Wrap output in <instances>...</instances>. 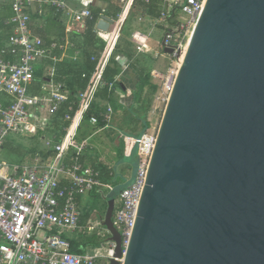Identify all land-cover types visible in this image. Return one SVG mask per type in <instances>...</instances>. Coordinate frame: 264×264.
Segmentation results:
<instances>
[{"label":"built area","instance_id":"2783aa9c","mask_svg":"<svg viewBox=\"0 0 264 264\" xmlns=\"http://www.w3.org/2000/svg\"><path fill=\"white\" fill-rule=\"evenodd\" d=\"M7 1L13 14L3 20L6 40L0 46V152L12 142L15 147L23 145L28 157L16 163L0 159V264H96L98 258L113 257L116 243L107 241L106 254L91 247L84 252L73 251L71 236L84 229L81 216L85 200L97 198L107 202L121 187L116 193L113 221L122 233L125 248L135 225L157 141L158 129L149 128L138 137L126 127H119L124 109L116 110L110 100L97 102L105 88L110 97L118 96L119 101L132 93L122 90L119 84L122 73L106 79L105 71L119 44L120 25L135 0H118L122 11L112 20L110 32L96 28L106 45L92 57L97 62L95 70L76 100H71L70 86L57 79V63H77L81 59L83 48L78 43V33L84 30L86 20L92 18L90 8H76L69 0ZM155 1L160 18L154 25L162 26L164 36L154 56L168 54L165 47H172L174 53L169 55L177 59L168 72L169 81L165 85L169 86L178 74L187 48L184 40L195 27L206 0ZM46 7L61 14L66 27L62 39L47 41L34 32L33 15ZM133 40L138 53L153 54V49L145 45L147 36L136 32ZM179 51L181 56L177 55ZM130 66L127 63L124 70ZM37 71H42V77H37ZM87 76L82 74L83 78ZM154 77L164 79L160 72L154 73ZM97 103L99 108L88 115ZM61 110L62 120L67 124L55 130L54 121ZM111 131L116 132L114 139L109 137ZM24 136L29 145L18 142V137ZM118 138L129 143L130 149L135 146L137 168L130 177L118 170L114 179H108L99 165L104 162L114 167L104 153L118 154L113 147L120 145ZM104 218L95 230L102 237L111 236L103 224Z\"/></svg>","mask_w":264,"mask_h":264},{"label":"water","instance_id":"95a60500","mask_svg":"<svg viewBox=\"0 0 264 264\" xmlns=\"http://www.w3.org/2000/svg\"><path fill=\"white\" fill-rule=\"evenodd\" d=\"M145 183L125 248L107 200L103 264H264V0H206Z\"/></svg>","mask_w":264,"mask_h":264},{"label":"trees","instance_id":"16d2710c","mask_svg":"<svg viewBox=\"0 0 264 264\" xmlns=\"http://www.w3.org/2000/svg\"><path fill=\"white\" fill-rule=\"evenodd\" d=\"M110 0L108 7L102 8L98 6L89 7L92 13V18H88L86 20V25L84 30L81 33H78L79 40L78 43L82 46V56L81 59L77 63H72L70 61H64L57 63V79L60 78L63 82H66L72 90L71 100H76L79 94L84 91L85 87L88 84L89 76L94 72L97 62L92 60L94 55H97L101 50L104 49L106 43L98 36L96 32V23L97 21L103 17H112L113 19H117L119 14L122 11V5L117 0ZM145 14L149 16V18L154 19L155 21L160 18V12L158 10V4L155 0L147 3L144 0H135L134 5L130 11V18H137L139 14ZM13 14V10L11 7V3L7 0H0V29L3 28V20L10 17ZM33 30L36 34L41 35L45 40L50 41L51 39H62L66 34V27L63 22V18L59 12L52 7H46L42 12H36L33 15ZM128 22V20H126ZM127 23H125L123 28V37H124V29L126 28ZM6 35V34H5ZM123 40V39H122ZM125 46L121 48L120 41L115 50V53L111 59L109 66L105 71V77L108 78H116L121 75L123 72L125 65L128 62H131L134 53L136 51L133 43L125 38ZM134 52V53H133ZM135 65V64H134ZM86 73L88 76L86 78L82 77V74ZM42 71H37V77H42ZM133 76V77H132ZM150 76L143 77V73L141 71H137L136 74H126L124 77L121 76V80L119 84L129 85L131 88H136L132 93L125 97L124 99L119 100L110 97L109 91L107 88L100 91L98 95V101L103 103L104 100H110L112 105L116 110H123V118L119 121V127L127 128L130 131L131 123L138 122L141 119L140 114L143 110L147 109L149 106V101L143 102V105L140 104L141 93L144 87V84L149 83ZM45 81V79H44ZM125 81V82H124ZM151 87L156 90L155 85H151ZM94 104L93 109L89 112L88 115H91L96 111V108H99L100 104ZM63 110V108H62ZM62 110L58 114L57 119L54 121L55 130L60 129L61 126H65L67 123L62 120L63 112ZM139 114V115H138ZM150 128V123L145 121L144 127L141 131L133 130L131 133L136 134V136L140 137L145 134ZM129 147L131 145L129 144ZM133 148V146H132ZM26 150H24L23 145L14 146L11 143L6 144L0 152V159L8 161L10 163L21 162L27 159ZM121 161V160H120ZM125 161L128 162L126 166L121 167L119 170L124 172V169L132 168V171H135L137 168V156L135 153V149L133 148L130 156L125 158ZM102 168V171L108 179H114L115 167H111L110 165L102 162L99 165ZM110 172H113V175H108ZM121 189V187L117 188L115 194ZM97 204L98 207L95 210L96 217L95 220H100L103 216L101 214L102 208L98 201H93ZM89 210H85V206L82 207V216H81V225L84 226V229L80 232H77L71 236V243L73 247V251L75 252H84L87 247L96 246L99 247L104 241H110L111 237L106 235L105 237H100L97 235V232H93L92 234L88 233L89 223L91 222L90 215L88 213ZM106 213V212H105ZM92 217V218H93ZM98 222V221H97Z\"/></svg>","mask_w":264,"mask_h":264},{"label":"rangeland","instance_id":"374dc122","mask_svg":"<svg viewBox=\"0 0 264 264\" xmlns=\"http://www.w3.org/2000/svg\"><path fill=\"white\" fill-rule=\"evenodd\" d=\"M124 29V37L130 40L133 43V46L135 47L136 44L133 40V31L140 30L139 29V20L137 18L128 20L127 26ZM142 31V30H141ZM148 31H144V33H147ZM160 34H162V31H160ZM123 37V34H122ZM125 38H121L120 40V46L121 48H124L125 46ZM123 39V40H122ZM187 40H184V43H186ZM158 49L153 50L152 53L146 54L142 53L138 55L135 51L134 56L131 60V68L130 70L136 74L137 71H141L143 73V77L150 76L149 83L144 84L142 93H141V99H140V104L143 105V102L149 101V106L147 109L143 110L141 112L142 114H138L141 116V119L138 120L136 123H131L130 131L133 130H138L141 131L144 127L145 121H148L150 123V129H159V126L161 124L164 111L168 102V98L171 92V85L174 83L175 79L170 80V85L166 86L165 84L169 81L168 77V72L171 68H173L174 62L177 61L176 57L165 54V55H160L158 58L154 56V53H156ZM135 64V65H134ZM136 71V72H135ZM160 72L162 75H164V79L155 78L154 73ZM151 85L156 86V90H154ZM136 88L132 89L134 91ZM113 98L119 99L118 96H114ZM112 135H116L115 131H111V134L109 137H112ZM117 137V136H116ZM114 139V136H113ZM18 142L24 145H29L30 142L28 141V138L26 136L24 137H18ZM120 142V150H118V154L115 155L114 153L109 154V153H104L108 157L107 162H111V164H115V169L118 171L121 167H124L127 165V163H122L120 162L121 159L125 158L126 151L130 148L129 143H126L124 140L118 138V143ZM109 154V156H108ZM125 172L128 174H131L132 168L124 169ZM93 201H98L97 198H92L89 200H85L84 206L85 210H89L88 213L91 217L89 225H93L92 229L88 231L89 234H92L93 232H97V229L95 228L99 225V220H95L96 214H94L96 211L97 204ZM101 205L102 208V216H105V212L107 210V202L106 201H98ZM95 209V210H94ZM93 217V218H92ZM98 221V222H97ZM98 236L102 237L101 234H97ZM109 248V245L107 241H104L99 247L92 246V250H98L101 254H106L107 250ZM104 260L103 258H98L96 264H103Z\"/></svg>","mask_w":264,"mask_h":264},{"label":"crops","instance_id":"0c3cea01","mask_svg":"<svg viewBox=\"0 0 264 264\" xmlns=\"http://www.w3.org/2000/svg\"><path fill=\"white\" fill-rule=\"evenodd\" d=\"M71 5L76 7V8H86V7H91V6H98V7H102V8H106L108 7V4L110 2V0H69ZM113 3H115L114 0H112ZM118 1V0H117ZM119 2V1H118ZM158 4V3H157ZM110 19L114 20L112 17H109ZM131 19H134V18H130V12L126 15V17L123 19L121 25H120V34L122 36V33H123V28H124V25L126 22V20H131ZM137 19L139 20V29L140 30H137V31H133V33H136V32H139L145 36H147V41H146V46L147 47H151L153 50H156L159 48V43L162 41L163 39V36H164V30L162 28V26L160 24H156L154 25V22L155 20L154 19H151L149 18V16L145 15V14H139ZM99 21H97L96 23V28H97V24H98ZM142 30V31H141ZM148 31L147 33H144V31ZM160 31H162V34H160ZM105 33H108V32H105ZM5 31L3 30V28L0 29V46L5 42L6 40V37H5ZM121 36H120V40H121ZM119 40V41H120ZM135 49H136V46H135ZM136 53L138 55L142 54V53H138L137 52V49H136ZM129 63V62H128ZM131 66L130 67H127V69L123 70L122 72V75L123 77L128 73V74H131V75H134L135 73H133L131 70H130ZM136 72V71H135ZM133 77V76H132ZM125 82V81H124ZM133 88L129 87V85H123V91H132ZM114 136V135H112ZM121 145V144H120ZM120 145H113V147L118 151L120 150ZM135 149V146L133 147ZM133 148H129L126 152V155H125V158L127 156H130V153L132 151ZM125 158L124 159H121L120 162H124L125 161ZM124 163H128V162H124ZM116 165L114 164V167ZM134 172V171H133ZM124 173H126V175H128V177H130V174H128L127 172L124 171ZM132 173V171H131ZM92 252V251H91Z\"/></svg>","mask_w":264,"mask_h":264},{"label":"bare ground","instance_id":"6f19581e","mask_svg":"<svg viewBox=\"0 0 264 264\" xmlns=\"http://www.w3.org/2000/svg\"><path fill=\"white\" fill-rule=\"evenodd\" d=\"M192 32H193V28H191L187 34V46H188V42L190 41L191 39V36H192ZM104 36H107V34H104ZM184 56V54L182 55ZM182 58V57H181Z\"/></svg>","mask_w":264,"mask_h":264}]
</instances>
